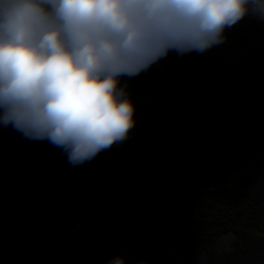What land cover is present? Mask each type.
Instances as JSON below:
<instances>
[{
	"label": "trees",
	"instance_id": "trees-1",
	"mask_svg": "<svg viewBox=\"0 0 264 264\" xmlns=\"http://www.w3.org/2000/svg\"><path fill=\"white\" fill-rule=\"evenodd\" d=\"M224 35L203 54L171 51L148 71L117 78L130 100L154 101L133 110L130 138L93 159L116 185L114 200L122 195L155 233L123 230L125 264H264V22L246 16ZM68 164L61 148L0 125V264H93L89 245L103 229H71L60 249L34 240L25 219L30 182L20 167L62 178ZM60 196L63 220L90 217ZM229 233L231 249L218 252Z\"/></svg>",
	"mask_w": 264,
	"mask_h": 264
},
{
	"label": "clouds",
	"instance_id": "clouds-1",
	"mask_svg": "<svg viewBox=\"0 0 264 264\" xmlns=\"http://www.w3.org/2000/svg\"><path fill=\"white\" fill-rule=\"evenodd\" d=\"M246 16L264 22V0H0V125L89 162L130 138L118 77L203 54Z\"/></svg>",
	"mask_w": 264,
	"mask_h": 264
},
{
	"label": "rangeland",
	"instance_id": "rangeland-1",
	"mask_svg": "<svg viewBox=\"0 0 264 264\" xmlns=\"http://www.w3.org/2000/svg\"><path fill=\"white\" fill-rule=\"evenodd\" d=\"M130 101L134 106L133 110L154 102L149 97ZM20 171L30 182L26 189L29 210L25 213V219L31 229H34V240L37 242L49 244L56 240L62 249L66 246V235L71 229H103V239L98 240L99 242L90 243L86 240L91 244L89 249L93 264H110L115 259H122L125 264L131 258L125 252V242L121 237L124 229H131L135 237L141 239L155 236V233L145 230L143 225L134 220L129 204L122 195L114 200L117 187L112 181L103 179L97 160L91 159L78 166L68 164L64 170L67 174L62 178H55L48 170L37 165H23ZM51 188L54 191L51 192ZM60 189L61 192H58ZM51 195L54 196L53 202L50 201ZM58 195H61L60 199L65 204L90 213V217L81 222L63 220L57 208V205L62 204L55 203ZM233 242L234 235L225 234L217 240L216 250H230ZM198 258L205 261L203 254Z\"/></svg>",
	"mask_w": 264,
	"mask_h": 264
}]
</instances>
